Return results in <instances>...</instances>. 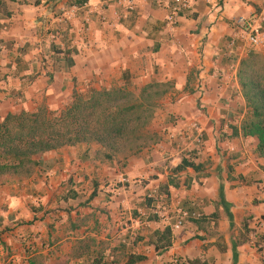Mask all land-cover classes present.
<instances>
[{
  "label": "crops",
  "instance_id": "0c3cea01",
  "mask_svg": "<svg viewBox=\"0 0 264 264\" xmlns=\"http://www.w3.org/2000/svg\"><path fill=\"white\" fill-rule=\"evenodd\" d=\"M120 1L85 0L77 6L73 0H0V53L15 56L1 61L8 62L10 75L0 77V120L6 113L31 112L42 99L63 107L72 90L107 89L114 81L123 83L122 73L131 88L150 79L171 84L148 123L154 142L126 157L124 167L97 157L96 144L65 146L44 153L28 175L0 183V264H24L36 254L45 264H108L107 258L124 259V254L156 264H172L174 257L181 264L194 259L257 264L248 234V242H237L232 232L248 229L252 219L264 215V159L254 153L256 139L238 133L248 111L222 52L234 22L258 13L260 0L193 1L172 27L166 23L171 0H131L125 17ZM67 4L79 14L63 26L56 14ZM64 27L74 50L67 70L51 49L59 40H51L47 50L39 46L49 29L64 32ZM24 45L27 52L19 54ZM189 123L202 131L191 161L198 170L172 173L187 159L179 139L171 142L169 136ZM183 144L192 147L190 139ZM119 174L128 179L124 187L117 184ZM219 185L230 205L231 229L218 203ZM152 190L199 214L170 231V246L159 255L149 241L167 226L152 213V201L144 199ZM124 209L132 210L125 215L128 224Z\"/></svg>",
  "mask_w": 264,
  "mask_h": 264
},
{
  "label": "trees",
  "instance_id": "16d2710c",
  "mask_svg": "<svg viewBox=\"0 0 264 264\" xmlns=\"http://www.w3.org/2000/svg\"><path fill=\"white\" fill-rule=\"evenodd\" d=\"M74 5H81L85 0H73ZM57 39L59 43L51 46L56 61L62 58V66L67 70L73 65L70 57L73 48L68 47L67 27ZM0 44L1 41H0ZM6 48L9 43H3ZM27 46L17 48L19 54H25ZM18 60V59H16ZM29 76L28 79H32ZM125 79V76H123ZM236 80L241 97L247 108V116L240 122L238 133L241 137H254V153L264 159V56L249 54L239 61ZM169 82H157L150 79L139 88H131L126 81L121 86L88 89L84 93L72 90L70 102L57 114L53 115L44 108L34 111L6 113L0 120V183L9 176H26L33 168L41 164V156L51 150L65 146H88L96 144L100 153L95 155L110 160L122 150L137 149L140 134L152 118L159 99L170 89ZM232 135L236 129L231 128ZM86 149L82 154L86 155ZM82 155V159L84 158ZM185 168L198 170V165L185 159L172 169L177 173ZM171 183V181H168ZM218 203L231 229L232 215L230 205L222 196L221 185L218 187ZM214 218L215 215H212ZM154 241H149L156 255L166 252L170 246V230L164 227L154 231ZM144 257L127 255L123 264H140ZM24 264H45L40 254L31 256ZM181 264V263H180ZM189 264H206L194 259Z\"/></svg>",
  "mask_w": 264,
  "mask_h": 264
},
{
  "label": "built area",
  "instance_id": "2783aa9c",
  "mask_svg": "<svg viewBox=\"0 0 264 264\" xmlns=\"http://www.w3.org/2000/svg\"><path fill=\"white\" fill-rule=\"evenodd\" d=\"M197 0H171L168 6V16L166 23L172 27L176 24V20L179 15L187 12L192 2ZM201 1V0H198ZM206 1V0H204ZM124 5L123 16L132 10L131 0H121ZM77 8L70 6L64 8L56 16V21L62 24H68L70 20L75 16ZM91 12H87L88 16ZM98 21L106 23L107 19L104 14H98ZM264 21V0H260V9L258 13H252L246 18H239L234 22L233 34L228 37L225 48L222 52V56L229 59L227 71L236 73L237 66L240 60L246 58L251 53H257L264 56V28L261 26V22ZM61 31L59 29H53L48 31L47 37L52 41L57 40L60 37ZM227 73L221 76L220 79L224 80ZM171 142L178 139L179 148H185L183 151L186 153L185 158L192 161V155L196 149L199 148L202 139V131L196 123H189L182 126L176 134L170 135ZM190 139L191 149L186 150L183 140ZM117 184L121 187L128 184V179L119 174L117 177ZM144 199L151 200L153 204V214L168 227L170 231H176L180 229L185 221L188 219H196L199 214L192 210H187L179 205H172L164 194H160L154 190L145 194ZM168 201V202H167ZM171 204V205H170ZM248 238L250 247L257 255V264H264V215L259 216L251 220L248 227ZM172 264H180V260L174 257L171 260Z\"/></svg>",
  "mask_w": 264,
  "mask_h": 264
},
{
  "label": "rangeland",
  "instance_id": "374dc122",
  "mask_svg": "<svg viewBox=\"0 0 264 264\" xmlns=\"http://www.w3.org/2000/svg\"><path fill=\"white\" fill-rule=\"evenodd\" d=\"M64 7L65 8H68V7H70L69 6V4H67L66 6L64 5ZM77 14H79V12H76V14H75V16L77 15ZM58 14H56V16H57ZM63 26H65V24H62ZM60 28V27H59ZM59 28H56V29H59ZM53 29H49L48 31H52ZM48 33V32H47ZM39 44L38 43H36V46H38ZM50 45H53V42H51V39H47L46 41H44V42H41L40 43V45L39 46H43V50H47V49H49V47H50ZM0 55H2V56H0V77L2 76V75H10V73H9V70L10 69H8L9 68V65H8V62H1V61H3V60H7V61H10V62H12L13 60H14V57L15 56H13L12 54H10V53H6V52H3V53H0ZM44 61H45V59H44ZM123 73H122V75H121V78H122V80H123V82H124V78H123ZM123 83H117V81H114V82H112V84L109 86V87H112V86H121ZM108 87V88H109ZM70 102V101H69ZM68 102V103H69ZM67 103V104H68ZM67 104H65V105H67ZM64 105V106H65ZM64 106L62 107V105L60 106V105H56L55 103H50V104H48V103H46V101L45 100H40L39 102H38V104L36 105V107L34 108V110L36 109V108H44L47 112H49L50 114H53V115H57L63 108H64ZM158 107V103H157V106L155 107V109ZM154 109V110H155ZM33 110V111H34ZM154 113V112H153ZM152 118H153V115H152ZM151 118V119H152ZM150 119V120H151ZM150 122V121H149ZM148 122V123H149ZM154 139H155V137H154V134L153 133H151V130L148 128V124L143 128V130L141 131V134H140V140L138 141V142H136V144H139V147L137 148V149H132L131 150V152H128L127 151V149H128V147L130 146V145H124L123 144V147H122V150H120L117 154H115L114 155V157H113V161H115L116 163V166L118 167V168H122V167H124V159L126 158V157H128L129 155H131V154H133V152H136V151H138V150H140V149H142V148H144V147H146V146H148V145H150V144H152L153 142H154ZM95 145V144H94ZM94 147V149H96V150H94V151H98L99 153H100V148H95V146H93ZM117 187V185H116V183H114V185H112L111 184V186H110V191L111 192H107V195L110 197V196H112V192H113V189H115ZM131 211L132 210H126V209H124V222L126 221L127 222V224L129 223V221H127V220H125L126 218H125V215L129 212V213H131ZM146 215V214H145ZM151 214H149L148 215V217L147 218H150L149 216H150ZM131 216H132V214H131ZM204 226H205V223L204 222H200V223H198L197 224V227L198 228H204ZM126 227V226H125ZM136 229H132V228H129L128 229V231L127 232H130V231H135ZM145 231V228L143 227V229H142V232H144ZM236 232V233H235ZM247 234H248V229L246 228V225L244 226V227H242V228H239L238 230H233V232H232V236L234 237V239L237 241V242H248V239H247ZM126 254H124V259H121V256L120 255H118V256H112V258H107L108 259V261L110 262V263H108V264H122V262L123 261H125V259H126ZM201 259H203L202 257H200ZM204 259H208V258H204ZM183 263H185V262H188V260H185V262L184 261H182ZM142 264H156L153 260L151 261V260H149L148 258H146L145 259V261H143L142 262ZM186 264H188V263H186Z\"/></svg>",
  "mask_w": 264,
  "mask_h": 264
}]
</instances>
